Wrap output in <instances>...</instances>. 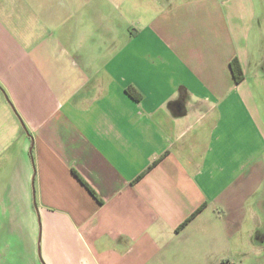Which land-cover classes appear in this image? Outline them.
<instances>
[{"label": "crops", "instance_id": "0c3cea01", "mask_svg": "<svg viewBox=\"0 0 264 264\" xmlns=\"http://www.w3.org/2000/svg\"><path fill=\"white\" fill-rule=\"evenodd\" d=\"M50 1L0 0V264H264L256 0Z\"/></svg>", "mask_w": 264, "mask_h": 264}, {"label": "rangeland", "instance_id": "374dc122", "mask_svg": "<svg viewBox=\"0 0 264 264\" xmlns=\"http://www.w3.org/2000/svg\"><path fill=\"white\" fill-rule=\"evenodd\" d=\"M68 0H51L50 5L55 12V22L61 24L64 21L63 10L67 7ZM97 1L100 7L102 6L103 14L112 21L113 25L118 29L122 30L127 24V33L132 29L131 25L134 22H140L144 14L150 8L147 4L152 3L154 0H93ZM258 17L264 18V0H256ZM87 3V10L90 7ZM153 6V4H151ZM94 15L92 13H87L86 26L87 28H95ZM131 28V29H130ZM251 49L253 52V57L260 58L263 60L262 64L264 66V36L259 39L257 35L252 36ZM262 66V67H263ZM263 78L260 83L256 84L252 80V75L248 76L250 86L254 89L256 101L260 106L261 112L264 118V73L262 72Z\"/></svg>", "mask_w": 264, "mask_h": 264}, {"label": "trees", "instance_id": "16d2710c", "mask_svg": "<svg viewBox=\"0 0 264 264\" xmlns=\"http://www.w3.org/2000/svg\"><path fill=\"white\" fill-rule=\"evenodd\" d=\"M231 68L235 77L236 82H240L243 80L244 78V73H243V69L242 66L240 65V63L238 62L237 59H234L231 62ZM127 92L137 101L141 100V95L139 92H137L134 88L129 87L127 89Z\"/></svg>", "mask_w": 264, "mask_h": 264}, {"label": "water", "instance_id": "95a60500", "mask_svg": "<svg viewBox=\"0 0 264 264\" xmlns=\"http://www.w3.org/2000/svg\"><path fill=\"white\" fill-rule=\"evenodd\" d=\"M24 128L26 129V126L23 124Z\"/></svg>", "mask_w": 264, "mask_h": 264}]
</instances>
